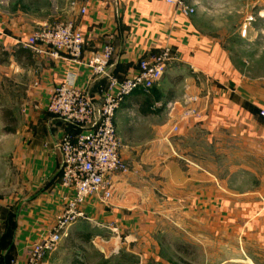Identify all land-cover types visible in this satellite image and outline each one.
Masks as SVG:
<instances>
[{"label":"crops","instance_id":"crops-1","mask_svg":"<svg viewBox=\"0 0 264 264\" xmlns=\"http://www.w3.org/2000/svg\"><path fill=\"white\" fill-rule=\"evenodd\" d=\"M186 1L196 10L189 18L177 16L163 0H0V264H6V258L22 263L30 245L46 236L65 206L66 191L58 184V144L76 128L45 110L50 90L74 72L76 84L86 86L98 105L107 83L106 77L92 78L88 68L64 54L51 58L22 44L35 29L57 22H72L83 32L82 61L110 44L107 74L119 80L135 71L138 60L156 56L163 48L175 60L149 94L136 91L122 103L126 118L130 111L139 119L160 116L151 126L157 139L149 156L116 177L108 204L89 200L83 205L84 217L62 233L56 249L45 255V264L60 249L72 253L70 264H83L82 258H92L91 250L81 254L74 249H86L92 240H100L105 248L136 238L131 233L142 240L158 210H165L187 236L196 231L189 238L203 247L212 238L207 228L222 234L225 239L215 242V248L221 251L224 245L230 252L218 264H264V199L224 202L218 197L221 187L214 182L209 186L206 172L182 165L183 160L200 163L205 158L177 150L187 144L201 143L204 149L213 140L215 146L239 139L264 157V118L259 115L264 110V79L248 82L247 61L233 60L195 18L202 4L219 0ZM258 17L264 18V9ZM146 95L153 102L149 115L140 107ZM186 96L199 101L185 103ZM190 108L199 116H184ZM175 125L176 134L171 132ZM120 154L129 162L125 151Z\"/></svg>","mask_w":264,"mask_h":264},{"label":"rangeland","instance_id":"rangeland-1","mask_svg":"<svg viewBox=\"0 0 264 264\" xmlns=\"http://www.w3.org/2000/svg\"><path fill=\"white\" fill-rule=\"evenodd\" d=\"M201 9L195 18L202 22L204 32L222 42L225 50L238 64L247 61V71L244 72L247 81L264 79V35L259 34L264 28V18L258 17L259 11L264 9V0H219L202 4ZM202 12L205 13L202 15ZM212 28L215 30L213 33ZM123 104L116 113L115 124L121 150L129 157V162L123 161L130 171L135 164L141 162L142 156H149V151L153 148L151 145L157 139L151 126L160 122V116L153 117V120L151 117L139 119L130 111L126 118V115L123 116ZM201 138L203 134H200L199 139ZM236 140L219 141L215 146L212 145L213 140L204 149L201 143L193 146L187 144L179 146L177 150H181L183 154L187 151L194 158H197L196 154L205 158L200 163H186L183 160L182 165L206 172L207 178L211 179L208 185L214 182L216 187H221L218 197L224 202H259L264 199L263 153L247 146L246 142ZM146 182L150 185L151 180L146 179ZM155 188H159L158 183ZM157 197L164 198L161 194ZM210 230L212 228H207L206 231L207 237H212L208 238L210 243L207 242L203 247L189 238L196 231H189L187 236V231L172 224L165 210H158L153 212L152 228H147L142 240L137 233H131L136 238L127 237L125 242L121 239L106 248L104 245L101 247L100 240L95 243L92 240L90 247H75L74 252L82 254L91 250L92 258H82L83 264H218L230 251L228 248L225 250L224 245L221 251L215 248L214 243L225 237L222 234L214 235ZM71 256L69 250L60 249L47 263L70 264Z\"/></svg>","mask_w":264,"mask_h":264},{"label":"built area","instance_id":"built-area-1","mask_svg":"<svg viewBox=\"0 0 264 264\" xmlns=\"http://www.w3.org/2000/svg\"><path fill=\"white\" fill-rule=\"evenodd\" d=\"M163 1L174 8L177 16L189 18L195 14V5L186 0ZM80 12L84 14L85 9ZM83 43V32L72 22L41 26L22 43L30 51L51 58L64 54L72 62L88 68L92 78L106 77L107 83L98 105L91 101L86 86L76 84L74 72L66 74L50 90L45 110L79 128L75 134H64L58 144L61 156L58 184L66 191L65 206L46 236L30 245L26 259L22 263L11 259L8 264H45V255L56 249L62 233L84 217L82 207L87 201L108 204L115 190L116 177L128 172L120 154L115 112L132 93L148 94L163 76L167 64L175 60L169 49L163 48L156 56L138 60L135 71L119 80L107 74L112 46L106 44L82 61ZM198 101L196 96H186L183 102L196 104ZM187 115L198 117L199 112L190 108L184 112V116ZM259 115L264 118V110ZM177 131L176 125L171 128V132Z\"/></svg>","mask_w":264,"mask_h":264},{"label":"trees","instance_id":"trees-1","mask_svg":"<svg viewBox=\"0 0 264 264\" xmlns=\"http://www.w3.org/2000/svg\"><path fill=\"white\" fill-rule=\"evenodd\" d=\"M149 94V93H148ZM147 96L148 95H146V98H144L143 100H142V104H140L141 106V112L144 114V115H149V114H151V113H153L154 111H152L151 110V108L150 107H152V100H150L149 98H147ZM156 111V110H155ZM70 124V123H69ZM70 125H72V124H70ZM72 126H74L75 128H76V132L75 133H77V132H79V128L77 127V126H75V125H72ZM9 249V251L8 252H10L12 249H11V247H9L8 248ZM9 263V258H6V264H8Z\"/></svg>","mask_w":264,"mask_h":264}]
</instances>
